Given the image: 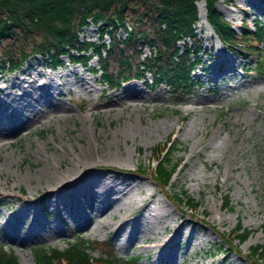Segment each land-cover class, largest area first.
Here are the masks:
<instances>
[{"label": "rangeland", "instance_id": "obj_1", "mask_svg": "<svg viewBox=\"0 0 264 264\" xmlns=\"http://www.w3.org/2000/svg\"><path fill=\"white\" fill-rule=\"evenodd\" d=\"M201 2L206 16L199 1L195 27L203 60L194 74L201 86L188 96L143 80L107 90L93 72L97 57L88 66L64 57L52 69L35 56L16 72L0 71V242L21 264H35L33 246L64 248L77 235L112 238L119 256H142L136 264H222L227 241L238 253L224 264H264V254L248 259L252 247L264 246V76L251 69L254 58L221 43ZM216 5L236 28L243 18L264 20V0ZM80 36L97 42L98 26ZM168 143L181 164L166 189L188 191L199 203L193 210L176 208L151 178ZM87 166L115 172L82 184L83 195L75 187L46 194L58 171L78 175ZM239 221L252 231L243 243L230 237Z\"/></svg>", "mask_w": 264, "mask_h": 264}, {"label": "trees", "instance_id": "obj_2", "mask_svg": "<svg viewBox=\"0 0 264 264\" xmlns=\"http://www.w3.org/2000/svg\"><path fill=\"white\" fill-rule=\"evenodd\" d=\"M198 0H0V70L11 72L23 67L28 59L40 56L52 67L63 64L67 56L75 63L88 64L92 54L99 59L103 82L119 88L123 82L152 76L154 87L166 84L177 96L191 94L199 85L193 77L201 63L202 39L194 23L198 19ZM207 19L223 44L233 52L249 54L257 51L254 68L264 75V21L257 19L255 28L244 22L236 31L215 6L216 0H205ZM230 2L231 0H225ZM91 20L99 29V41L81 39L79 33ZM128 25L131 29L128 28ZM124 30L125 37L119 35ZM108 35L110 42L104 41ZM156 49L153 56L141 58V42ZM183 41V47L179 46ZM172 149H162L153 169L154 181L165 190L178 169L179 161L171 158ZM177 205L195 209L198 201L188 193H168ZM226 196L224 206L230 207ZM252 233L239 221L232 230V240L243 243ZM227 256L237 252L229 242ZM101 250L98 257L94 250ZM35 264H135L140 256L125 260L117 255L112 238L104 241L78 237L67 247H33ZM264 246L249 251L252 258L263 256ZM251 259V258H250ZM0 264H21L15 251L0 243Z\"/></svg>", "mask_w": 264, "mask_h": 264}, {"label": "bare ground", "instance_id": "obj_3", "mask_svg": "<svg viewBox=\"0 0 264 264\" xmlns=\"http://www.w3.org/2000/svg\"><path fill=\"white\" fill-rule=\"evenodd\" d=\"M199 9H200V15L201 17H203L205 19V14H204V3L201 2L199 5ZM220 9V8H219ZM222 11V10H221ZM228 20H232L230 17H227ZM210 27V26H209ZM214 32V31H213ZM105 170V171H110V172H115L113 170H108L106 169V167H93V166H87L85 167V169L81 172H79V174L77 175L76 172L72 171L71 169L68 170H64V171H58L57 175H55L54 177H51V181L54 182V184L56 185L55 187H52L48 192H46L47 195L51 196H61V194H63L65 191H68V189H70V187H75L77 188L78 191H80L82 193V195L84 194V190L81 187L82 184H88V186H91L92 184H94L95 182L99 181V178H101L102 173L101 171ZM75 177H73L71 180H67V178L69 176H72L71 174H75ZM93 176V179H90V177ZM109 176H113V173H110ZM87 180V181H86ZM86 181V182H85ZM84 182V183H83ZM67 195V193H66ZM93 195H91L92 197ZM18 200H22V199H18ZM23 201V200H22ZM24 202V201H23ZM41 203V202H39ZM42 204V203H41ZM109 204H107L106 207H108ZM184 222H182L179 227L176 229V233L178 230L181 229V227L183 226ZM32 231H30L29 233H31ZM172 238H174V236H171L169 238V243L164 244V242H156V246L157 248L161 245H166V247L169 246Z\"/></svg>", "mask_w": 264, "mask_h": 264}]
</instances>
